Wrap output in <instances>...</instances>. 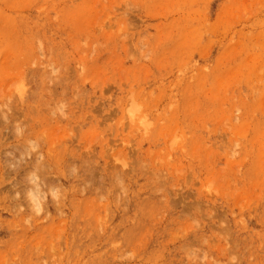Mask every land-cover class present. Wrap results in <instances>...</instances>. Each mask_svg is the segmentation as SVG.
<instances>
[{
	"label": "rangeland",
	"instance_id": "obj_1",
	"mask_svg": "<svg viewBox=\"0 0 264 264\" xmlns=\"http://www.w3.org/2000/svg\"><path fill=\"white\" fill-rule=\"evenodd\" d=\"M0 264H264V0H0Z\"/></svg>",
	"mask_w": 264,
	"mask_h": 264
}]
</instances>
